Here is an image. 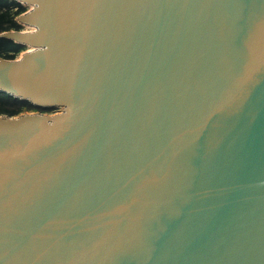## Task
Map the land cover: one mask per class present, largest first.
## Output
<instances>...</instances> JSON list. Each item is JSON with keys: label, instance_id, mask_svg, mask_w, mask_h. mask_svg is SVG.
<instances>
[{"label": "water", "instance_id": "95a60500", "mask_svg": "<svg viewBox=\"0 0 264 264\" xmlns=\"http://www.w3.org/2000/svg\"><path fill=\"white\" fill-rule=\"evenodd\" d=\"M15 1L0 264H264V0Z\"/></svg>", "mask_w": 264, "mask_h": 264}, {"label": "trees", "instance_id": "16d2710c", "mask_svg": "<svg viewBox=\"0 0 264 264\" xmlns=\"http://www.w3.org/2000/svg\"><path fill=\"white\" fill-rule=\"evenodd\" d=\"M26 11L20 3L15 0H0V57L7 60L16 59L25 49L24 46L16 44L9 39L2 38L1 34L9 31H22V26L17 22V17ZM40 111L51 113L53 109H38L29 102L13 98L0 92V116L15 117L24 112Z\"/></svg>", "mask_w": 264, "mask_h": 264}, {"label": "rangeland", "instance_id": "374dc122", "mask_svg": "<svg viewBox=\"0 0 264 264\" xmlns=\"http://www.w3.org/2000/svg\"><path fill=\"white\" fill-rule=\"evenodd\" d=\"M24 31H26V30H24ZM20 57V55L18 56V58ZM32 112V111H31ZM35 112H37V111H35ZM58 112V110H54V111H52L51 113H49V114H55V113H57Z\"/></svg>", "mask_w": 264, "mask_h": 264}, {"label": "built area", "instance_id": "2783aa9c", "mask_svg": "<svg viewBox=\"0 0 264 264\" xmlns=\"http://www.w3.org/2000/svg\"><path fill=\"white\" fill-rule=\"evenodd\" d=\"M18 18V17H17Z\"/></svg>", "mask_w": 264, "mask_h": 264}]
</instances>
